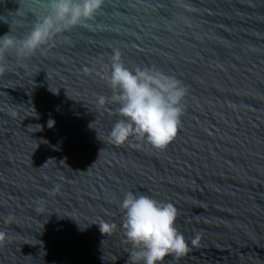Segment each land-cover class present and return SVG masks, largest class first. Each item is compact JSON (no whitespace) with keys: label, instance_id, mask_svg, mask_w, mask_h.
<instances>
[{"label":"water","instance_id":"95a60500","mask_svg":"<svg viewBox=\"0 0 264 264\" xmlns=\"http://www.w3.org/2000/svg\"><path fill=\"white\" fill-rule=\"evenodd\" d=\"M47 2L0 0V36L24 39ZM114 50L186 87L165 149L107 139ZM0 68V264H142L124 236L129 191L177 209L189 251L164 264H264V0H104Z\"/></svg>","mask_w":264,"mask_h":264},{"label":"clouds","instance_id":"9594fccd","mask_svg":"<svg viewBox=\"0 0 264 264\" xmlns=\"http://www.w3.org/2000/svg\"><path fill=\"white\" fill-rule=\"evenodd\" d=\"M103 3L104 0H48L43 5L45 11L38 15L24 39L17 40L10 32L0 36V55L11 50L18 57L34 55L59 35L85 26L101 11ZM108 83L118 93L110 99L118 103L121 117L108 133L109 142L123 146L136 140L156 150L165 149L177 136L184 115L187 89L181 81L155 66L130 70L123 65L119 50H114ZM98 103L105 104V97H100ZM54 123L49 120L48 127ZM119 205L124 212V236L135 250L130 260L135 257L142 264H164L165 257L178 260L189 251L183 234L175 227L178 213L173 204L129 191ZM5 219L11 221L12 216ZM96 225L102 234L111 227L104 222ZM7 238L0 232V246Z\"/></svg>","mask_w":264,"mask_h":264}]
</instances>
